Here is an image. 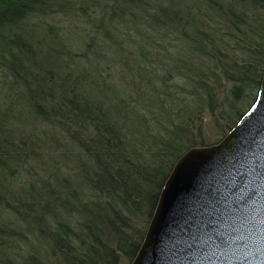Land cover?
<instances>
[{
    "label": "trees",
    "instance_id": "1",
    "mask_svg": "<svg viewBox=\"0 0 264 264\" xmlns=\"http://www.w3.org/2000/svg\"><path fill=\"white\" fill-rule=\"evenodd\" d=\"M263 76L264 0H0V264H130Z\"/></svg>",
    "mask_w": 264,
    "mask_h": 264
},
{
    "label": "water",
    "instance_id": "2",
    "mask_svg": "<svg viewBox=\"0 0 264 264\" xmlns=\"http://www.w3.org/2000/svg\"><path fill=\"white\" fill-rule=\"evenodd\" d=\"M130 264H264V76L220 142L175 163Z\"/></svg>",
    "mask_w": 264,
    "mask_h": 264
}]
</instances>
